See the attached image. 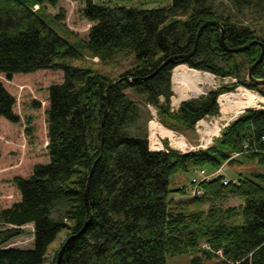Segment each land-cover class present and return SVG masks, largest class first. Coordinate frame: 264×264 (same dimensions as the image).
I'll return each mask as SVG.
<instances>
[{"label":"trees","instance_id":"16d2710c","mask_svg":"<svg viewBox=\"0 0 264 264\" xmlns=\"http://www.w3.org/2000/svg\"><path fill=\"white\" fill-rule=\"evenodd\" d=\"M49 1L55 6L58 0ZM138 3L85 0L82 14L92 24L87 39L72 43L49 25L42 0H0V73L9 79L38 69L63 71V81L48 87L44 111L49 159L33 165L27 177L13 176L21 198L0 209V264H46L48 247L61 231L75 236L59 264H165L168 257L182 254L189 255V264H264V172L239 176L226 185L217 174L200 183L199 197H169L172 191L185 195L181 188H169L172 175L204 166L219 169L238 157L232 154L242 151L244 143L250 153L239 156L259 155L262 163L264 108L245 109L212 144L189 151L167 144V150H151L149 119L141 109V104L154 106L160 123L182 134L194 130L199 119L219 115L217 97L229 88L225 85L172 109L171 72L181 63L233 77L231 87L243 85L264 96V82L248 78V68L260 53L258 44L225 51L220 29L212 24L197 37L204 21L215 20L229 47L252 40L264 43V0ZM52 19L60 22L64 13ZM84 51L103 66L128 58L132 62L113 78L66 60L82 59ZM171 56L178 57L162 65ZM252 75L264 79V55ZM14 104L13 94L0 81V117L18 122ZM229 194L238 196L241 205L216 204ZM204 201L210 202L206 210L200 207ZM29 223L32 247L1 246L25 233ZM203 241L211 250L201 246ZM55 259L56 251L50 264Z\"/></svg>","mask_w":264,"mask_h":264},{"label":"rangeland","instance_id":"374dc122","mask_svg":"<svg viewBox=\"0 0 264 264\" xmlns=\"http://www.w3.org/2000/svg\"><path fill=\"white\" fill-rule=\"evenodd\" d=\"M94 1L107 2L109 0ZM138 1L139 0H123L118 4L126 6L139 5L140 3H138ZM42 4L44 5V9H41V11L48 13L51 18L47 20L49 25H51L62 36L67 38L72 43L87 39L88 29L92 23L86 20L82 14V9L84 7L85 0H58L55 6H52L49 0H42ZM163 5H165V3H163ZM34 9H38V5H35ZM60 12L64 13V19L62 21L58 22L55 19H52L53 16ZM261 25H263V32L264 19L261 21ZM84 53L85 57H83L82 59L67 58L66 60L74 65L93 67L113 78L128 69L132 62V58H128L123 59L121 63L116 66H103L98 63L97 58H91L87 56L85 51ZM176 66V68L172 69L171 72V88L173 90V95L170 98V104L172 109L174 110L177 109L181 100L196 97L209 89L219 88L223 85L229 87L226 88V91L221 93H226V95L224 96L237 93L239 89H245L253 95L259 97L255 105L249 108H264V96L261 95L259 92L249 89L243 85L231 87L232 82L236 81V79L233 77H219L213 74L212 72L198 70L188 66L185 63H181ZM180 67L192 70L195 69L194 71L200 72L201 76H204L205 74L208 75V80L204 82V84H200V91L196 92L195 94L189 93L187 96L181 98L180 92L178 90L179 84H177L173 79V73H176V69ZM0 81L6 87V89L13 94L15 98L13 110L16 114L20 116V120L16 123L10 122L5 118L0 117L1 209L4 208V205L13 203L19 198L18 195H14V193H12L10 189H6V187L10 188L9 182H12L11 179L13 178V176L21 175L23 177H27L31 174L33 165L37 163H45L49 159L48 150L46 148L48 138L46 116L44 111L48 107V87L51 84L60 83L63 81V71L60 69H38L29 73H14L9 79L6 77L5 73H0ZM125 92L134 99H140V96L132 92L131 89H126ZM221 94H219L217 97V101L220 107L219 115L207 116L199 119L198 126L195 125L194 130H188L183 134L176 131H172L171 129L163 126L158 119L157 110L154 106L150 104H141V109L145 118L149 119L147 122L148 137H151L150 120H154L159 126H161L162 130H164L165 132L168 131L166 133H164L163 131H161L162 133H159L160 135H162L160 136V140L162 141L163 146L167 144V146L170 147L171 143L177 142L181 138L188 146H192L191 150H196V148H204L201 146L202 144H204V141H202L203 138L208 139V137H210L212 139L207 145L209 146L213 143L214 139L218 138L221 135V130L226 126V122H230L240 113H242L243 110L248 109H242V111L236 114L234 113L233 108H231L232 111L224 112L223 107H225V104H223V101L221 102L220 100L224 96L219 97ZM35 102H37L39 105L36 106ZM151 110H153V113L156 114L155 119H153ZM215 125H217V129L219 128L220 131L218 134L213 136V133L216 131H214ZM184 142L180 143L183 149ZM193 147L195 149H193ZM243 153H250V150L247 152H239L237 154L238 157L236 159L225 161L219 169H212L209 168V166H204L201 167V170H204L207 174L219 171L217 174H221L223 175V177H228L230 179H237L239 176L250 175L252 172L256 171L264 172V160L261 163L258 158L260 157L259 155L256 158L239 156ZM196 169L197 168H190L186 172H178L172 175L169 179V188L174 190L182 185L189 186L191 177L195 175V171L196 173H198L197 170L200 168H198L197 170ZM169 197H172L176 201H186L191 198L190 196L179 194L177 191L170 192ZM241 203V199L238 196L232 194L224 196L221 200L216 202L218 206H221L223 208L230 206L237 207L241 205ZM209 204L210 202L204 201L203 203H201L200 207L206 210ZM189 207L193 208L195 207V205L191 203ZM235 220L239 221L240 216L238 215ZM32 227L33 226L31 223L26 224L24 226L25 233L16 236L5 243H2L1 246L18 248L32 247ZM65 237V231H61L56 237V239L50 244V246L48 247L46 264H50L55 251L57 253ZM165 264H189V255L182 254L173 257H168L166 259Z\"/></svg>","mask_w":264,"mask_h":264},{"label":"bare ground","instance_id":"6f19581e","mask_svg":"<svg viewBox=\"0 0 264 264\" xmlns=\"http://www.w3.org/2000/svg\"><path fill=\"white\" fill-rule=\"evenodd\" d=\"M177 67V66H176ZM175 67V68H176ZM195 70V69H194ZM192 69L183 70L181 72L173 73L174 81L179 84L178 90L180 92L181 98L190 94H195L196 92L200 91L199 86L200 84H204L208 80V75L201 76L200 72L194 71ZM180 71V70H179ZM259 97L253 95L249 91L245 89H239L237 93H233L232 95L224 96L220 100L223 101L225 107H223V111H232L231 108L234 109V113H239L242 109L249 108L254 106ZM176 101V100H175ZM178 101V100H177ZM177 103V102H176ZM233 106V107H232ZM156 121L150 122V136L152 142L156 143L157 146H160V141L157 139L156 132L164 133L168 131L162 130L161 126H159ZM205 124V123H204ZM203 124V125H204ZM206 126V125H205ZM217 129V125H215L214 131ZM170 133V132H169ZM169 135V134H168ZM178 143L184 142L183 139H179Z\"/></svg>","mask_w":264,"mask_h":264},{"label":"built area","instance_id":"2783aa9c","mask_svg":"<svg viewBox=\"0 0 264 264\" xmlns=\"http://www.w3.org/2000/svg\"><path fill=\"white\" fill-rule=\"evenodd\" d=\"M151 112H152V115H153V119H155L156 114L153 113V110H151ZM150 121H152V120H150ZM228 123H229V122H226V126L228 125ZM196 126H198V121H197V123H196ZM219 131H220L219 128L216 129V131L213 133V136L216 135V134H218ZM150 133H151V131H150ZM156 134H157V137H158V139H159V141H160V146H157L156 143L152 142L151 137H148V138H149V139H148V140H149V148H150L151 150H154V151L163 150V149L167 150V149L163 146L162 141L160 140V136H162V135H160L159 132H157ZM211 139H212V138H210V137H208V139L203 138L202 141H204V142H203L204 144H202L201 146L204 147V148L207 147V145L210 143ZM262 140H264V136H262ZM183 146H184V149L182 148V146H181L180 143H178V142H173V143L170 144V147H171V148H173V149H175V150H180V151H189V150H191V147H192V146H188L185 142H184V145H183ZM193 149H195V148L193 147ZM197 149H198V148H196V150H197ZM242 149H243V150L240 151V152H243V151L247 152V151H249L247 143H244V144H243ZM238 153H239V152H238ZM238 153H237V152H234V153L232 154V157L237 156ZM261 153H262V156H263V158H264V150H262ZM197 169H198V168H197ZM197 169H196V170H197ZM197 171H198V173H196V171H195V175H193V176L191 177L190 185H189V186L182 185V186L179 187V188H181V189L183 190V192L185 193L186 196H190V197H199V196L203 195V190H202L201 187H200V183H201L202 181H209V180H211V179H212L213 177H215V176L217 175V173L219 172V171H216V172H214V173H211V174L208 173V174H207L204 170H201V168L198 169ZM229 182H236V179H230V178H228V177H226V178L223 177V178H222V183H223L224 185L228 184ZM201 246H202L203 248H205V249L211 250L210 246L208 245V243H207L206 241H203V242L201 243ZM217 253H218L219 255H221V252H220V251H218Z\"/></svg>","mask_w":264,"mask_h":264},{"label":"water","instance_id":"95a60500","mask_svg":"<svg viewBox=\"0 0 264 264\" xmlns=\"http://www.w3.org/2000/svg\"><path fill=\"white\" fill-rule=\"evenodd\" d=\"M210 24H212V25H216V26H218L219 27V29H220V42H221V45H222V47H223V49L225 50V51H230V52H239V51H242V50H244V49H246V48H248L251 44H258L259 46H260V53H259V56L256 58V60L249 66V68H248V78L250 79V80H252V81H254V82H257V83H263L264 82V79H260V78H255V77H253V75H252V69L262 60V58H263V55H264V43L262 42V41H260V40H252V41H250V42H248V43H246V44H243V45H241V46H238V47H229L226 43H225V41H224V39H223V28H222V26H221V24L220 23H218V22H216L215 20H206V21H204L203 22V24L199 27V29H198V32H197V37H198V35H199V32L201 31V29L203 28V27H205V26H207V25H210ZM197 41V40H196ZM195 46H196V44L194 45V49H195ZM193 49V50H194ZM182 56V55H181ZM176 57H178V56H171L170 58H168L166 61H164L163 63H162V65H164V64H166L167 62H169V61H172L173 59H175ZM161 65V66H162ZM175 68V67H174ZM173 68V69H174ZM184 100H186V99H183V100H181V101H184ZM244 111V110H243ZM242 111V112H243ZM94 165H95V162L93 163V166H92V169H91V171H90V173H89V177H90V175H91V173H92V170H93V167H94ZM85 201H87V199H86V193H85ZM75 235H69V236H67L66 238H65V240H64V242L61 244V246H60V248L58 249V251H57V253H56V259H55V262L53 263V264H59L60 263V260H61V256H62V253H63V251H64V248H65V245L68 243V241L70 240V239H72L73 237H74Z\"/></svg>","mask_w":264,"mask_h":264},{"label":"crops","instance_id":"0c3cea01","mask_svg":"<svg viewBox=\"0 0 264 264\" xmlns=\"http://www.w3.org/2000/svg\"><path fill=\"white\" fill-rule=\"evenodd\" d=\"M122 1L123 0H114V2L117 3V4L120 3V2H122ZM128 1H131V0H128ZM133 1H137V0H133ZM141 1H143V0H139L138 2H141ZM147 6H151V4L150 5H147ZM9 185H10V188L9 187H6V189H10V191L12 193H14V195H18L19 198L16 201L20 200L21 195H20L19 190L12 184V182H9ZM16 201H14V202H16ZM11 204L12 203H9L7 205H4V208L10 206Z\"/></svg>","mask_w":264,"mask_h":264}]
</instances>
